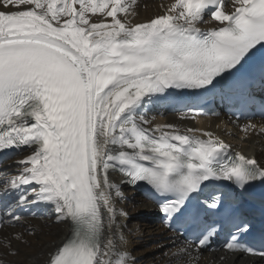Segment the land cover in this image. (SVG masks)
Listing matches in <instances>:
<instances>
[{
  "label": "snow or ice",
  "instance_id": "snow-or-ice-1",
  "mask_svg": "<svg viewBox=\"0 0 264 264\" xmlns=\"http://www.w3.org/2000/svg\"><path fill=\"white\" fill-rule=\"evenodd\" d=\"M136 5L0 0V164L26 153L0 167V252L19 255L28 217L47 215L69 235L45 264H137L114 199L121 184L146 182L172 233L151 241L165 264H201L218 250L214 264H264V192L258 219L242 211L264 186V154L148 115L171 103L195 120L211 97L243 115V140H264V0H174L144 21Z\"/></svg>",
  "mask_w": 264,
  "mask_h": 264
},
{
  "label": "bare ground",
  "instance_id": "bare-ground-1",
  "mask_svg": "<svg viewBox=\"0 0 264 264\" xmlns=\"http://www.w3.org/2000/svg\"><path fill=\"white\" fill-rule=\"evenodd\" d=\"M172 2L174 0H137V19L144 21L154 17L163 11L161 5L167 6ZM205 19H209V17ZM214 24L215 22L212 24H202L201 27H211ZM182 115L184 113L151 112L149 117H155V123H175L181 128L199 127L211 130L231 144L234 151L243 150L246 153L256 155L258 159L264 154V140L257 139L249 143L241 138L242 133L239 131V125L246 121L237 122L222 115L196 120H181L180 117ZM255 122L259 123L260 121ZM25 155L26 153L23 152L5 164H14L16 161L23 159ZM15 171V167L9 170L10 174L15 173ZM112 180L114 183H119V174H114ZM121 191L122 198L114 199V207L118 213L123 212L124 216L129 214H131V217L138 216L141 221L139 226L133 223L125 225V220L121 221L123 215L117 216V223L121 225L120 235L124 238L125 246L137 258V264H165V258L158 250L150 258H147L141 257V253L135 252L134 248L139 247L141 243L148 241V239L151 240V238L155 241L167 242V237L171 236L172 233L159 224L156 208L138 190L128 184H121ZM127 198L129 201H127ZM25 224L32 231L28 234L25 233L23 240L17 244L19 253H21V256L15 259L18 264H45L50 251L56 245H60L65 237L69 235L67 227L63 224H57L54 216L28 217ZM220 254H222L221 251H217L216 253L205 252L201 258V264H214L215 258ZM0 259L3 258L0 257ZM245 261H248V264H257L255 258L249 257H241L236 261V264H245Z\"/></svg>",
  "mask_w": 264,
  "mask_h": 264
},
{
  "label": "rangeland",
  "instance_id": "rangeland-1",
  "mask_svg": "<svg viewBox=\"0 0 264 264\" xmlns=\"http://www.w3.org/2000/svg\"><path fill=\"white\" fill-rule=\"evenodd\" d=\"M129 197H131V196H129ZM127 201H129L128 198H127ZM130 218H131V220H130ZM121 221L122 222L124 221V224L125 225H127L129 223H133V224H136L137 226H139V224L141 222L138 216L131 217V214H129L127 216L126 215L125 216L123 215L122 218H121ZM151 241H155V240H152V238H151V240L148 239V241H145V242L141 243L139 245V247H137V248L135 247L134 248L135 249L134 251L135 252H140L141 253V255H140L141 257L144 256V257L150 258L151 255H154L155 252H157L155 243H152ZM20 256H21V253H19V255L15 256V257H10V256L9 257H6V256L3 255L2 252H0V257L3 258V259H7V260H15V259H17Z\"/></svg>",
  "mask_w": 264,
  "mask_h": 264
}]
</instances>
